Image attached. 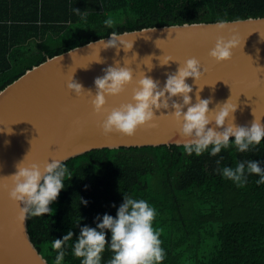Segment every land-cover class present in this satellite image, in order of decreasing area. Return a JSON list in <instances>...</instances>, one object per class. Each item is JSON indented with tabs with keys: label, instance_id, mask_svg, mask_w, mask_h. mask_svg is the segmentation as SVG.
Instances as JSON below:
<instances>
[{
	"label": "trees",
	"instance_id": "1",
	"mask_svg": "<svg viewBox=\"0 0 264 264\" xmlns=\"http://www.w3.org/2000/svg\"><path fill=\"white\" fill-rule=\"evenodd\" d=\"M109 16L116 21L112 28L104 24ZM263 16L264 0H0V91L48 57L114 30ZM221 157L220 167L248 159L264 166V141L243 153L230 146L217 156L164 144L98 148L72 157L64 161L72 178L51 205L54 214L28 217L31 239L54 264L52 240L69 229L78 236V221L95 227L97 215L115 217L129 194L158 210L162 264H264V184L251 174L237 186L216 171ZM111 257L106 250L102 264ZM65 264H80V258L68 249Z\"/></svg>",
	"mask_w": 264,
	"mask_h": 264
},
{
	"label": "water",
	"instance_id": "2",
	"mask_svg": "<svg viewBox=\"0 0 264 264\" xmlns=\"http://www.w3.org/2000/svg\"><path fill=\"white\" fill-rule=\"evenodd\" d=\"M229 22V27L222 31L212 27L215 22L124 31L137 35L128 37L134 40L132 50L125 52L121 47L117 55L115 48H101L99 53V46L89 48L88 42L48 57L0 91V128L5 129L0 132V264H50L32 241L27 219L20 218L23 202L9 196L14 186L10 176L25 157V163H43L52 157L64 162L98 148L183 145L188 139L181 135L178 122L161 115L174 111L172 108L155 110L158 116L155 126L142 125L131 135L104 132L101 125L113 108L134 103L132 96L143 73L159 81L163 87L167 74L174 73L180 63L195 57L202 70L197 82L204 86L200 95L212 98L210 109L231 98V103L238 105L237 124L250 126L255 116L264 123V69L258 68L264 67V16ZM168 26L178 30L169 33L165 31ZM153 29L155 31L147 32ZM233 36L238 44L230 60L220 62L210 56L217 39H231ZM169 56L177 61L161 65L160 59ZM100 57L103 63L94 61ZM116 61L132 68L134 79L122 93L107 96L105 111L96 113L92 104L96 93L94 81ZM150 63L153 64L151 71L147 65ZM72 76L84 86L85 92L81 95L68 88ZM187 82L193 86L190 95L195 103L199 85L192 77L187 78ZM173 99L182 102L181 97ZM214 125L213 121L209 127Z\"/></svg>",
	"mask_w": 264,
	"mask_h": 264
},
{
	"label": "clouds",
	"instance_id": "3",
	"mask_svg": "<svg viewBox=\"0 0 264 264\" xmlns=\"http://www.w3.org/2000/svg\"><path fill=\"white\" fill-rule=\"evenodd\" d=\"M76 11L79 13L80 10L76 9ZM115 23L111 16L104 20V24L109 28L114 27ZM229 24L228 20L220 18L212 27L222 31L228 28ZM176 30L178 29L170 26L165 29L169 33ZM151 31L155 29L147 32ZM136 36L114 30L109 33L107 39L101 37L98 41L89 42L88 47L99 46V53L101 48H115L118 55L121 47L125 52L133 49L134 40L128 37ZM237 44L235 36L231 39L220 37L209 54L220 62L230 60ZM94 61L103 63L101 57ZM171 61L177 60L170 56L164 57L160 59V64L168 65ZM147 65L148 70L151 71L153 64ZM258 68L264 69V67ZM201 76V63L195 57L187 59L183 64L180 63L174 73L167 74L163 87L160 86L159 81L143 73L132 96L134 103L129 102L113 108L103 120L101 127L105 133L116 131L131 135L142 125L155 126L158 117L155 110L172 108L174 111L167 114L161 113V115L169 116L180 124L181 135L188 138L183 142V150L189 155L195 153L200 156L209 152L211 156H217L223 149L230 146H234L238 152L243 153L261 144L264 141V123L255 116L250 126L237 124L235 113L238 105L231 103V98L217 104L215 109H210L212 98H202L200 95L204 86L197 82ZM189 77L194 78V83L199 85L196 89L195 103L192 102L190 95L193 92V86L187 82ZM133 79V69L121 66L119 61L104 69V75L97 77L94 81L95 95L91 89L87 90L94 96L92 104L95 112L103 113L107 96L122 93L125 86L131 84ZM68 88L77 95L85 92L84 86L75 81L73 76L68 82ZM174 97H181L182 102L173 99ZM213 112L214 115H210ZM213 121L215 125L209 127ZM3 131L5 129L0 128V132ZM25 158L16 165L17 171L10 176L14 186L9 191L11 199L24 204V207L19 206L21 220L54 214L55 210L51 205L65 188V181L72 178L68 166L55 157L43 163L35 161L25 163ZM222 159L221 157L216 161L218 165L216 171L235 182L237 186L247 184L251 174L259 176L256 180L257 185L264 184V166L261 161L239 160L234 167L228 165L220 167ZM82 202L87 204V201ZM157 215L158 210L147 199L124 194L123 202L119 205L115 217L108 213L102 216L97 215L95 227L81 226L78 221L76 226L80 227L78 236L69 229L62 238L52 240L51 248L56 253L54 264H65L68 249H71L73 256L80 258V264H102L106 250L112 252V257L106 264H162L166 251L162 246L161 233L154 226Z\"/></svg>",
	"mask_w": 264,
	"mask_h": 264
}]
</instances>
